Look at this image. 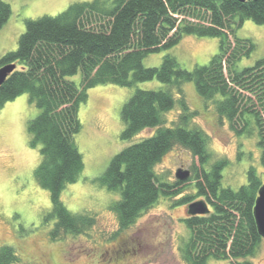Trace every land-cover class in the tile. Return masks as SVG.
Wrapping results in <instances>:
<instances>
[{
	"label": "trees",
	"instance_id": "obj_1",
	"mask_svg": "<svg viewBox=\"0 0 264 264\" xmlns=\"http://www.w3.org/2000/svg\"><path fill=\"white\" fill-rule=\"evenodd\" d=\"M10 14V4L0 0V29ZM245 19L263 24L264 0H89L71 3L57 15L26 21L18 48L0 58V67L16 65L0 85V109L24 93L42 109L29 121L28 132L30 145L39 147L41 154L34 177L51 195L52 208L45 220H54L53 240L86 233L96 223L95 216L72 212L61 199L65 186L78 181L85 167L75 136L82 129L79 109L88 90L100 84L133 86L156 79L164 86L138 88L124 103L121 137L130 139L147 128L155 131L116 153L94 181L119 192L111 207L126 229L161 194L178 193L158 176L155 166L176 144L188 148L200 161L194 167V186L208 211L184 218L191 236L183 257L188 264H207L210 257L252 264L249 257L264 239L254 215L264 181L250 166L247 182L238 189L222 186L227 161L219 159L205 167L211 159L208 136L190 125L198 111L182 94L185 82H195L207 108L214 105L220 121L227 119L238 134L247 131L252 117L264 166V56L251 66L236 68L256 48L253 39L235 34ZM187 34L218 37L219 51L193 69L185 68L171 53L159 66L144 65L145 56L174 47ZM79 72L80 84L70 78ZM177 102L180 119L167 125L165 113ZM184 182L176 181L175 186ZM190 198L183 200L190 205L195 202ZM20 260L13 246L0 247V264Z\"/></svg>",
	"mask_w": 264,
	"mask_h": 264
},
{
	"label": "rangeland",
	"instance_id": "obj_2",
	"mask_svg": "<svg viewBox=\"0 0 264 264\" xmlns=\"http://www.w3.org/2000/svg\"><path fill=\"white\" fill-rule=\"evenodd\" d=\"M11 6V14L0 29V58L18 48V40L26 30V21L43 15H57L71 3L89 0H4ZM235 34L251 38L256 48L250 56L241 58L238 70L253 65L264 56V23L245 19L235 28ZM218 37L185 35L170 49L145 56V66H159L166 53L174 54L187 69L207 64L219 51ZM78 84L79 72L70 76ZM164 86L158 80L139 82L133 86L100 84L88 90V99L80 105L81 131L75 136L85 163L78 181L68 183L61 193L64 204L75 213H90L95 226L86 233L68 234L53 240L50 231L54 220H45L51 210L50 191L34 177V169L41 161L39 147L30 145L28 123L37 117L41 108L24 93L0 109V247L13 246L21 260L17 264H188L185 248L191 231L184 218L188 215V201L204 200L194 186V167L199 158L186 147L176 144L155 166L158 176L174 186L178 193L160 195L130 227L123 229L111 204L120 198L118 191L101 186L94 179L102 175L112 157L124 147L151 135L155 128H147L130 139H123L122 119L124 103L138 88L158 89ZM182 94L192 110L198 111L190 125L199 127L208 136L211 159L205 166L219 159L227 161L223 170L222 186L238 189L247 182V171L254 166L264 181L261 164L259 130L252 117L247 131L238 134L229 121H220L215 106L207 108L196 84L187 81ZM180 103L165 113V124H175L182 114ZM190 171L189 179L177 178L178 170ZM176 181L184 182L175 186ZM252 264H264V239L257 252L250 256ZM207 264H233L231 258L210 257Z\"/></svg>",
	"mask_w": 264,
	"mask_h": 264
},
{
	"label": "water",
	"instance_id": "obj_3",
	"mask_svg": "<svg viewBox=\"0 0 264 264\" xmlns=\"http://www.w3.org/2000/svg\"><path fill=\"white\" fill-rule=\"evenodd\" d=\"M246 1V0H241ZM16 68L15 64H8L0 67V85L4 83L9 74ZM177 178L181 181H185L190 177V171L178 170L176 174ZM189 213L192 214H204L208 211L207 205L204 201L198 200L189 205ZM254 215L256 218L257 226L260 234L264 238V183L261 185L258 191V197L256 199L254 207Z\"/></svg>",
	"mask_w": 264,
	"mask_h": 264
}]
</instances>
